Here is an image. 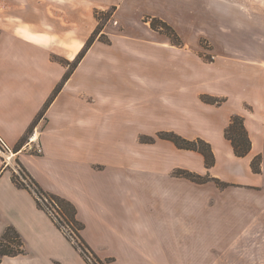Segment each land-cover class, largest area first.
<instances>
[{
  "label": "crops",
  "instance_id": "crops-1",
  "mask_svg": "<svg viewBox=\"0 0 264 264\" xmlns=\"http://www.w3.org/2000/svg\"><path fill=\"white\" fill-rule=\"evenodd\" d=\"M224 2L0 0V139L14 152L10 163L0 151V239L14 227L25 249L0 264H87L34 195L14 183L18 162L45 191L76 205L82 237L108 264H264L249 243L261 226L264 236V29L244 39L245 52L225 47L242 39L226 34L233 26L223 19ZM114 6L118 15L167 13L160 16L184 46L106 26L111 44L92 46L34 124L68 71L52 57L74 62L96 29L94 13ZM81 13L92 17L80 21ZM205 38L215 61L205 59ZM204 94L227 101L206 104ZM234 115L252 140L245 158L224 136ZM34 129L42 154L17 153ZM162 131L206 140L215 166L170 141L141 142ZM115 139L126 141L124 151H111ZM176 170L231 185L196 183Z\"/></svg>",
  "mask_w": 264,
  "mask_h": 264
},
{
  "label": "trees",
  "instance_id": "trees-1",
  "mask_svg": "<svg viewBox=\"0 0 264 264\" xmlns=\"http://www.w3.org/2000/svg\"><path fill=\"white\" fill-rule=\"evenodd\" d=\"M116 8L114 7L113 11L102 12L96 11L95 18L99 22H101L100 14L107 15L108 19L115 13ZM153 22L151 25L152 30L160 32L161 34L167 36L172 45L177 47H183L184 43L181 36L178 32L167 22L159 19L153 18ZM106 21V23H107ZM104 29L103 26L98 24L97 29L91 35V37L86 42L83 50L79 53L74 62H69L63 59H57V61H61V64L68 67V71L64 75L62 81L56 87L53 95L48 100L45 108L37 117L34 124H37L38 121L44 117L47 110L60 94L62 89L68 80L72 77L75 70L78 68L79 64L82 62L88 51L92 48L96 41H100L104 44H111V40L109 37L105 36L103 38L97 39V34L102 33ZM1 35V32H0ZM201 101L215 106H222L227 98L225 97H216L208 94L201 95ZM225 139L228 140L233 148L234 155L239 158H245L248 156L252 150V140L249 137L248 130L245 126V121L242 116L234 115L231 118L230 125L226 128L224 133ZM157 140H166L172 142L178 149L197 152L203 156L205 160V165L208 169L212 168L216 164V156L213 151L212 145L202 138H198L196 140H187L183 138L181 135L175 132H159L155 137L151 136H142L141 142L143 144H152ZM25 141V140H24ZM23 141V142H24ZM23 142L18 146L19 151L24 145ZM261 162L262 157L257 156L253 159L251 163L252 171L256 174L261 173ZM21 167V176L18 174L13 175L14 183L22 189L29 190L35 197L38 207L44 211H46L51 218L54 220L56 226L65 234V236L72 242L74 247L80 252L84 260L87 264H108L111 260L102 261L100 257L93 251V249L88 245V243L84 240L81 235V231L85 229V225L79 221L78 219V208L76 205L70 200L45 191L40 184L32 177V175L24 168V166L19 163ZM176 177H181L188 179L190 181L196 183H206V182H214L220 188L229 187L231 184L221 181L218 178L211 177L210 175L202 176L197 173L188 171V170H176L174 172ZM23 176V177H22ZM28 180L29 186H27L21 179ZM55 209L57 219H55L49 212V210ZM64 227H69L76 234L77 243H75L70 236L64 230ZM25 253L24 242L22 240L21 235L14 227H8L0 239V263L6 257H16ZM92 259L93 263L90 262L89 259Z\"/></svg>",
  "mask_w": 264,
  "mask_h": 264
},
{
  "label": "rangeland",
  "instance_id": "rangeland-1",
  "mask_svg": "<svg viewBox=\"0 0 264 264\" xmlns=\"http://www.w3.org/2000/svg\"><path fill=\"white\" fill-rule=\"evenodd\" d=\"M224 1L227 2V4H229V5H226V3ZM223 2H224L223 5L225 6L224 10H227L226 12L223 10L224 11L222 13L224 15L223 19L229 20L228 22H231L230 25L233 26L232 29L228 28V30L226 31L227 36L235 37V38H238L239 40L242 39V41H240L239 45L234 44L233 46L227 45L225 47H227L228 49H239V50L241 49L242 51L245 52L246 50L249 49V46H251V44H249V41L247 43L243 42L245 38H250V37L261 38L262 37V32L264 29V18L262 17V2H263V0H238L237 3L235 2V0H232V1L230 0L231 3H229L226 0H223ZM114 7L116 8V6H114ZM114 7L111 8L109 11H113ZM246 10H248V16L246 15ZM252 10H253V12H252ZM249 13H251V14L249 15ZM166 14L167 13L157 14V15H159L158 17H154L153 16L154 14H143V15L140 14L138 16L137 14L122 13V14L118 15L115 11V13L108 19V21H107V15L106 14H100L99 17L102 20H101V22L100 21L99 22L97 21V22L100 26H103V24H104V29H103L102 33L97 34V37H98L97 39L103 38L105 36L109 37L105 33V31H107L106 26L108 27V26H113V25L116 27V30L118 32H120L121 30L125 31V29H128V31L131 32L132 34H136V35L141 36L143 38L148 37V38L160 39V37H161L160 35H163V34H161L160 32H157V31H155V32H152L151 30L148 31L146 28L148 27L150 29L152 22L154 20L153 18H159V19L165 21L162 18V16L166 18ZM94 15H95V13H94ZM160 15H162V16H160ZM87 16L91 18L92 14L81 13L80 14V21H89V18H87ZM106 21H107V23H106ZM98 24H97V26H98ZM201 24L203 26H205L206 21L205 22L203 21V23H201ZM124 25H126L127 28H125ZM97 26H96V29H97ZM206 30L208 32L211 31L209 29H206ZM94 31H93V33H94ZM201 44L204 48L207 49V51L204 52L205 53V59L215 61V59L213 57L216 54L212 51H208V50H213L212 42L210 41V39L209 38L202 39ZM52 59L55 62H58L57 59L66 60V59H64L58 55H54L52 57ZM58 63L61 64V61H59ZM124 132H126V131H124ZM124 145L126 146L125 140L124 141L118 140V139L111 140L110 149H111V151H113V149L124 151V149L122 147H119V146H124ZM0 151L3 152L7 157H9L11 155V152H9V151H2V150H0ZM19 151H17V152H19ZM13 153L14 152H12V154ZM13 158H14V154L12 155L11 160H13ZM18 171H19V174L21 175V168ZM259 224H261V222H259ZM261 233H262V226H261V228H257L256 233L253 237H249V240H250L249 243L252 246V248L254 249V254H253L254 259L263 261V258H264V236H262Z\"/></svg>",
  "mask_w": 264,
  "mask_h": 264
},
{
  "label": "built area",
  "instance_id": "built-area-1",
  "mask_svg": "<svg viewBox=\"0 0 264 264\" xmlns=\"http://www.w3.org/2000/svg\"><path fill=\"white\" fill-rule=\"evenodd\" d=\"M0 150L11 152V155L9 157L6 156V160H7V162H10V163L13 162L11 160L12 159V155H13L12 154L13 150L11 148H9V146L4 141H2L1 139H0ZM22 152H28V153L37 154V155L42 154L43 148H42V145L40 144L39 133H38L37 129H34V131L29 135L27 143L25 144V146L17 153H22ZM14 166H15L16 174L21 176L19 174V171H18L20 169V166L18 164H16V163H14ZM21 179L27 186H29L28 180L23 179L22 177H21ZM49 212L55 219H57L56 210L55 209L49 210ZM64 230L70 236V238L75 243H77L76 234L73 232V230L71 228H69V227H64ZM89 260H90V262L93 261L91 258Z\"/></svg>",
  "mask_w": 264,
  "mask_h": 264
}]
</instances>
